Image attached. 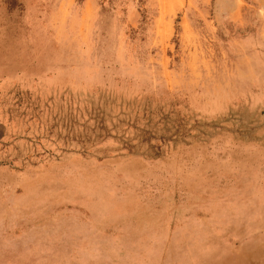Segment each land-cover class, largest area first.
<instances>
[{"label": "rangeland", "instance_id": "1", "mask_svg": "<svg viewBox=\"0 0 264 264\" xmlns=\"http://www.w3.org/2000/svg\"><path fill=\"white\" fill-rule=\"evenodd\" d=\"M263 252L264 0H0V264Z\"/></svg>", "mask_w": 264, "mask_h": 264}, {"label": "bare ground", "instance_id": "2", "mask_svg": "<svg viewBox=\"0 0 264 264\" xmlns=\"http://www.w3.org/2000/svg\"><path fill=\"white\" fill-rule=\"evenodd\" d=\"M233 250H234V249H233ZM240 251H241V250H240ZM238 253H239V252H238ZM263 253H264V252H263ZM240 254H241V253H240ZM240 254H239V255H240ZM244 254H245V253H244ZM261 254H262V253H261ZM241 255H242V254H241ZM241 258H242V257H241ZM238 259H240V258H238ZM263 260H264V259H263ZM234 263H235V262H234ZM257 263H258V262H257Z\"/></svg>", "mask_w": 264, "mask_h": 264}]
</instances>
